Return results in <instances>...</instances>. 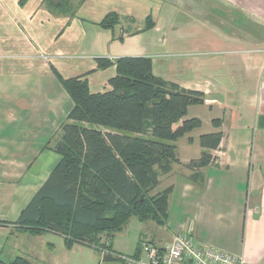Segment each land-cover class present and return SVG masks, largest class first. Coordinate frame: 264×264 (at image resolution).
Segmentation results:
<instances>
[{"label":"crops","instance_id":"obj_1","mask_svg":"<svg viewBox=\"0 0 264 264\" xmlns=\"http://www.w3.org/2000/svg\"><path fill=\"white\" fill-rule=\"evenodd\" d=\"M47 1L0 0V76L16 92L1 104L10 111L0 116V259L120 264L104 261L106 251L67 247L60 234L32 235L15 222L60 158L51 147L72 101L52 68L103 92L113 61L135 56L150 58L156 76L204 94L208 112L193 116L201 121L197 142L204 133L222 137L214 163L200 169L187 165L201 149L176 152L171 171L158 177V184L171 179L166 224L132 216L107 238L110 254H140L142 242L165 247L191 226L206 245L264 264V0H68L65 12ZM109 12L121 19L104 28ZM98 58L112 65L95 70Z\"/></svg>","mask_w":264,"mask_h":264},{"label":"trees","instance_id":"obj_2","mask_svg":"<svg viewBox=\"0 0 264 264\" xmlns=\"http://www.w3.org/2000/svg\"><path fill=\"white\" fill-rule=\"evenodd\" d=\"M47 2L54 10H68V0ZM120 19L109 12L99 24L111 28ZM147 22L146 28L151 27V20ZM113 62L116 73L103 92H90L85 78H63L52 68L72 101L51 147L60 158L15 223L32 235L60 234L67 247L83 243L106 251L104 261L125 264L121 256L110 254L102 237H112L132 216L166 224L172 186L152 191L159 175L169 173L178 161L174 142L200 127V119L185 116L189 106L204 104V94L156 76L150 58L129 56ZM110 65L112 61L98 58L95 70ZM211 122L214 127L221 124L220 119ZM221 137L219 131L199 135L200 155L187 166L213 164L211 150ZM0 264L32 263L18 256L0 259Z\"/></svg>","mask_w":264,"mask_h":264},{"label":"built area","instance_id":"obj_3","mask_svg":"<svg viewBox=\"0 0 264 264\" xmlns=\"http://www.w3.org/2000/svg\"><path fill=\"white\" fill-rule=\"evenodd\" d=\"M125 264H245L242 256L227 253L196 239L191 226L175 234L165 247L140 244L137 256H121Z\"/></svg>","mask_w":264,"mask_h":264},{"label":"rangeland","instance_id":"obj_4","mask_svg":"<svg viewBox=\"0 0 264 264\" xmlns=\"http://www.w3.org/2000/svg\"><path fill=\"white\" fill-rule=\"evenodd\" d=\"M2 79H3V77L0 76V116L7 115L9 113V111H10L9 108H7L5 106H1V104H3L5 101H7L6 97L9 98V99H12L11 97L13 96V94L14 95L16 94L14 86H12L10 84V80H11L10 77H8V84L11 86L10 87L11 91L5 89L2 86ZM188 110H189L188 114L185 116V118L193 117L197 113L206 112L207 108L202 107L200 105H192V106L188 107ZM190 136L194 137V141L193 142H189L188 141V138ZM190 141H192V138H190ZM174 143L176 145V152L180 156L183 155V154H187V153L195 154L196 151L201 149L199 147V145H198V142H197V129L185 134L181 138L177 139ZM159 181H160L159 184L152 191V193H155L156 191L162 190L163 188L167 187L171 183V179H170L169 176H165V177L162 176V177L159 178ZM103 238H105L103 240V242H105V244H107L108 243L107 237L103 236Z\"/></svg>","mask_w":264,"mask_h":264}]
</instances>
